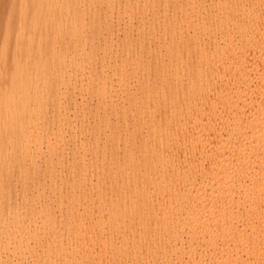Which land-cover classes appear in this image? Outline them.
Here are the masks:
<instances>
[{
	"label": "bare ground",
	"instance_id": "bare-ground-1",
	"mask_svg": "<svg viewBox=\"0 0 264 264\" xmlns=\"http://www.w3.org/2000/svg\"><path fill=\"white\" fill-rule=\"evenodd\" d=\"M7 9L0 246L16 264H264V0Z\"/></svg>",
	"mask_w": 264,
	"mask_h": 264
},
{
	"label": "rangeland",
	"instance_id": "rangeland-1",
	"mask_svg": "<svg viewBox=\"0 0 264 264\" xmlns=\"http://www.w3.org/2000/svg\"><path fill=\"white\" fill-rule=\"evenodd\" d=\"M7 4H8V0H0V36L2 35V33H3V31H4V28L6 27V21H5V18H6V15H7ZM121 36V37H120ZM120 36H119V38L121 39L122 38V36H123V33L122 32H120ZM50 109H52V107H50ZM54 112H52V111H50L49 112V114L47 115V118L50 120V117H54ZM44 121V122H43ZM47 120H46V116H45V118L43 117V119H41L40 120V122L41 123H45ZM44 145V146H43ZM43 147H46V143H45V141H44V143H43ZM41 159V158H40ZM39 159V163L41 162V160H43L41 163H40V165L42 166V167H44V157H42V159L40 160ZM43 164V165H42ZM15 170V169H14ZM12 179V181H13V185H14V187L16 186L17 187V190H19V195L17 196V203L19 204L20 202H23V199H22V197H21V194H20V191H21V189L23 188V186L26 184V182L27 181H24V177H17V176H14V177H12L11 178ZM25 180H27V179H25ZM23 182H25V183H23ZM23 183V184H22ZM22 187V188H21ZM9 190H7V192H8ZM14 191V190H13ZM32 191L33 190H30L29 191V193H30V195H31V193H32ZM13 200H15V198L13 199ZM5 240H4V242L6 243V244H8L7 242H8V239L7 238H4ZM4 246V245H3ZM6 246H8V245H6ZM4 248H5V246H4ZM4 248H2L1 246H0V254L1 255H3L2 257L4 258H1L4 262H7L8 264H13V262L16 264V261H13V259H14V257L12 256V254L10 253L11 252V250L9 249V248H5V249H7L6 250V255H5V251H4ZM10 250V252H8L9 250ZM4 252H3V251ZM2 251V252H1ZM1 255H0V257H1ZM9 255V256H8ZM7 257V258H6ZM12 257V258H11ZM10 259H11V262H10ZM6 263V264H7ZM0 264H1V261H0Z\"/></svg>",
	"mask_w": 264,
	"mask_h": 264
}]
</instances>
